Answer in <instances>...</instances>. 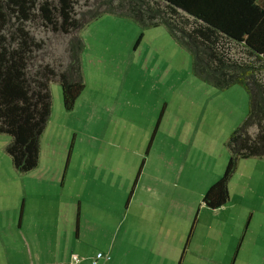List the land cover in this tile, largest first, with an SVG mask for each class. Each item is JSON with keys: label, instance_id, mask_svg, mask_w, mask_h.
I'll list each match as a JSON object with an SVG mask.
<instances>
[{"label": "rangeland", "instance_id": "374dc122", "mask_svg": "<svg viewBox=\"0 0 264 264\" xmlns=\"http://www.w3.org/2000/svg\"><path fill=\"white\" fill-rule=\"evenodd\" d=\"M36 31L47 41L41 59H65L69 34ZM78 33L86 87L68 110L61 84L51 81L39 164L16 169L7 151L12 137L0 133V264H171L165 254L145 259L125 238L184 239L176 264L209 238L224 251L244 240L239 264H254L253 246L264 247V157L239 160L224 205L203 199L248 113L246 88L198 77L193 55L165 25L105 12ZM205 263L197 256L192 264Z\"/></svg>", "mask_w": 264, "mask_h": 264}, {"label": "trees", "instance_id": "16d2710c", "mask_svg": "<svg viewBox=\"0 0 264 264\" xmlns=\"http://www.w3.org/2000/svg\"><path fill=\"white\" fill-rule=\"evenodd\" d=\"M0 0V133L13 164H39L41 136L52 113L51 81L62 87L71 110L86 87L78 33L105 12L135 19L143 27L165 25L193 55L194 73L227 88L242 84L250 104L227 141L223 175L205 192L212 208L230 197L229 182L241 158L264 157V0ZM36 29L69 34L65 59H41L47 41Z\"/></svg>", "mask_w": 264, "mask_h": 264}, {"label": "crops", "instance_id": "0c3cea01", "mask_svg": "<svg viewBox=\"0 0 264 264\" xmlns=\"http://www.w3.org/2000/svg\"><path fill=\"white\" fill-rule=\"evenodd\" d=\"M57 207L59 208V210L61 212L62 208H61L60 202H59V204H57ZM53 210H55V208L51 207L50 209H48L47 214H49V212H51ZM107 210L110 211L111 213H113L111 211V209L107 208ZM79 211H80L79 222H80V226H81V223H82L81 219L83 216L82 203H80ZM110 212H106V214L104 215V218L108 220V223L110 221V216H111ZM59 215H60V213L57 209V217ZM113 215L116 218V214L113 213ZM140 215L144 216V214H140ZM96 219H98V213H97ZM80 235H81V228L79 227L78 232H77V238L80 237ZM128 236H130V234L126 235L125 237H128ZM127 239L129 241V245H130L129 249L131 251H133V250L140 251L142 256L145 259L152 258V259L159 260V257L161 255L165 254L167 260H164V262H168L171 264H176V261L178 259L179 254H180V251L182 249L181 247L184 244V239H182V238H169L167 241H165L164 238H125V242H127ZM164 245L166 246V248H164ZM243 245H244V240L239 243L237 248L235 247V245H233V241L230 243L227 242V248L224 251V250H221L219 248V244L217 246L216 243L212 240V238H209V242L200 248L201 250H200L199 254H197L194 251V249L192 248V254H190L191 256H189V252L191 251V249H189L187 251L188 254L185 256L183 263H181V264H186L187 261H188V264H192L196 260L197 256H200V259L205 258L206 259L205 264H239V262L242 261L241 259L245 258L244 253L243 254L241 253L243 251L242 250ZM1 248H2V245H1V240H0V249ZM234 248H236V249H234ZM44 252H46V251L44 250ZM253 252H255L256 254L255 253H253V254L251 253V254L255 255L256 258L252 257V259H253L252 262L254 264H264V247L262 248V247L253 246ZM33 253H35V251L30 250L28 258H32V259L36 260L35 254H33ZM67 254H70V253L68 252ZM70 259H71V256H70ZM95 262H97V261H95ZM67 263L72 264L71 261H68ZM29 264H38V263L33 261L32 263H29ZM39 264H45V262H42ZM46 264H66V262H64V261H50V263H46Z\"/></svg>", "mask_w": 264, "mask_h": 264}, {"label": "built area", "instance_id": "2783aa9c", "mask_svg": "<svg viewBox=\"0 0 264 264\" xmlns=\"http://www.w3.org/2000/svg\"><path fill=\"white\" fill-rule=\"evenodd\" d=\"M98 256L100 257V256H103V254L100 252V253H98ZM73 261L74 262H78L79 261V256L77 255V254H74L73 255Z\"/></svg>", "mask_w": 264, "mask_h": 264}]
</instances>
